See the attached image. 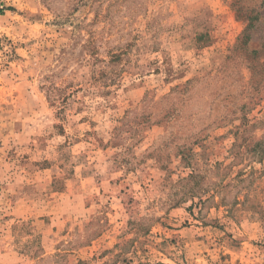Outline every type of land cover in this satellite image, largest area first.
Returning a JSON list of instances; mask_svg holds the SVG:
<instances>
[{
    "label": "rangeland",
    "instance_id": "374dc122",
    "mask_svg": "<svg viewBox=\"0 0 264 264\" xmlns=\"http://www.w3.org/2000/svg\"><path fill=\"white\" fill-rule=\"evenodd\" d=\"M263 45L264 0H0V264H264Z\"/></svg>",
    "mask_w": 264,
    "mask_h": 264
},
{
    "label": "trees",
    "instance_id": "16d2710c",
    "mask_svg": "<svg viewBox=\"0 0 264 264\" xmlns=\"http://www.w3.org/2000/svg\"><path fill=\"white\" fill-rule=\"evenodd\" d=\"M263 14L258 12L256 14H249L246 16V20H247V26L243 32V34L241 35V37L239 38V44L243 45V46H247L250 41L253 38V30L256 28V23L258 21L261 20ZM264 47V45H263ZM245 48V47H244ZM246 52H247V60L249 61V68L256 72V68H258L257 66H263L264 62L263 61H259L258 64L256 65L255 63V57L261 55V58L264 57V55H262L263 50L259 49V48H253L249 54V50L248 48H246Z\"/></svg>",
    "mask_w": 264,
    "mask_h": 264
}]
</instances>
